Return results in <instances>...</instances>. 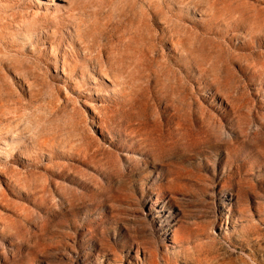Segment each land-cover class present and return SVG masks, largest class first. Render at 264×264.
<instances>
[{"label":"rangeland","instance_id":"rangeland-1","mask_svg":"<svg viewBox=\"0 0 264 264\" xmlns=\"http://www.w3.org/2000/svg\"><path fill=\"white\" fill-rule=\"evenodd\" d=\"M0 264H264V0H0Z\"/></svg>","mask_w":264,"mask_h":264}]
</instances>
